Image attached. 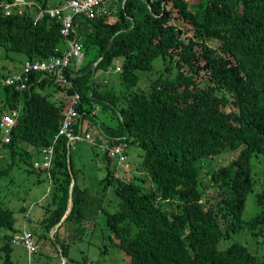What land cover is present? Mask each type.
Segmentation results:
<instances>
[{
  "label": "trees",
  "instance_id": "trees-1",
  "mask_svg": "<svg viewBox=\"0 0 264 264\" xmlns=\"http://www.w3.org/2000/svg\"><path fill=\"white\" fill-rule=\"evenodd\" d=\"M193 3L125 0L121 5L116 0L92 17L74 15L70 37L81 42L86 61L79 67L71 62L64 71L70 86L38 72L28 76L27 91L2 85L3 112H20L10 141L1 147L13 151L27 143L41 152L55 141L47 171L58 170L62 180L53 190L57 206L44 219L46 229L60 222L71 196V208L59 226L75 222L73 237L83 236L84 220L102 209L103 198L77 184L67 139H55L76 91V126L85 117L91 121L96 108L109 110L95 124L89 121L98 130L97 141L99 135L109 145L125 140L142 151L140 163L151 188L135 174L105 176L117 196L106 224L128 264H264L240 242L218 248L237 228L264 230V214L242 219L253 187L250 156L264 153V0ZM64 43L53 18L43 17L34 25L28 8L10 15L0 12V47L23 55V61L60 55ZM157 56L163 58V71L150 80L146 92L133 90L136 71L151 69ZM115 57L122 58L119 93L94 74ZM236 149L238 154L212 167L203 183L200 160ZM208 188L216 191L211 199L204 198ZM256 200L264 205V188ZM14 223L12 211L0 204V228L13 229ZM12 237L0 246L3 264H11ZM56 247L65 258L68 245L57 242Z\"/></svg>",
  "mask_w": 264,
  "mask_h": 264
},
{
  "label": "rangeland",
  "instance_id": "rangeland-1",
  "mask_svg": "<svg viewBox=\"0 0 264 264\" xmlns=\"http://www.w3.org/2000/svg\"><path fill=\"white\" fill-rule=\"evenodd\" d=\"M46 1L49 5H57L60 0ZM188 2L191 4L194 0H188ZM28 13L32 15V18L36 17L34 9L30 8ZM210 44L213 45L216 42H210ZM23 59V55L15 52L7 53L0 47V118L3 115L4 97L1 80L6 76L19 73ZM86 59L85 56H82L77 66L83 65ZM121 62V57H115L107 69L97 68L94 70L95 78L99 81H106V87H113L115 93H119V89L122 88L118 83L119 72L116 71V67L120 66ZM163 68V58L157 56L152 62L151 69L137 70L138 82L133 90L146 92L150 80L156 78ZM96 109L92 120L85 117L81 124L83 130L86 127L89 128L88 132L94 136H96L97 128L90 125V122L95 124L96 121L104 117V113H110L109 110L101 112L98 111V108ZM23 146L18 144L13 151H10L7 147H1L0 140V204L10 209L15 219L13 229L0 228V246L4 243V238L27 231L32 234L37 251L29 257L26 248L21 243H11L9 253L11 264H65V262L68 264H128V255L112 243L109 227L106 224V213L114 209L117 196L113 185L106 183L105 176H111L113 172H117L130 178L135 174L139 176L138 181H142L144 187L151 188L149 177L140 163L141 149L134 145L128 146V165L124 169L116 164L115 159H107L97 146L88 141L78 140L67 148L68 160L71 159L74 179L77 184L81 188H85L91 195L103 198L102 209L98 212L93 211L89 215L90 218L84 220L82 224L85 228L84 235L74 238L73 228H78L77 223L68 220L59 226L71 208L70 194L64 218L62 217L60 222L49 230L46 229V221H44L57 206V200L53 199V190L59 186L62 180L61 172L53 169V172L48 175L46 169L34 168L33 163L35 161L42 162L43 154L32 145L24 143ZM239 149L214 158L201 159L199 170L203 177L202 182H208V171L212 167L223 163L227 157L236 156ZM250 173L253 187L246 196L242 212L243 220L259 213L264 214V205L259 204L256 200L258 192L264 188V153H253L250 156ZM215 194L214 188H208L204 198L211 199ZM56 241L59 244L68 245V254L65 258H62L57 250ZM233 241L244 244L260 261H264V230L258 233L256 230L237 228L220 241L218 248L223 249ZM4 258L5 253L0 249V264H3Z\"/></svg>",
  "mask_w": 264,
  "mask_h": 264
},
{
  "label": "built area",
  "instance_id": "built-area-1",
  "mask_svg": "<svg viewBox=\"0 0 264 264\" xmlns=\"http://www.w3.org/2000/svg\"><path fill=\"white\" fill-rule=\"evenodd\" d=\"M116 0H61L57 5L42 6L35 0H0V12L4 15H10L14 11L22 13L24 9H34L36 17L33 18V24H37L43 17L53 18L59 24V33L64 38V48L60 55L53 54L44 59L24 60L19 73L4 77L1 82L5 86H13L22 92L29 90L28 76L31 73H42L55 84H66L70 86L69 81L64 76V71L69 67L71 62L77 63L82 58V45L79 40L70 37L73 24V16L83 14L88 17L96 15L100 10L104 9L107 4H113ZM125 0H121L123 5ZM96 62L94 63V65ZM120 70V66L116 67V71ZM79 94L75 91L71 100V105L66 109L59 123V129L55 135L64 136L67 139V147L74 144L78 140L88 141L90 144L96 145L102 152H105L110 159H115L118 166L124 167L128 165V145L125 140L109 145L108 139L99 135V140L91 135L88 131L83 130L81 125L76 126L75 121L79 116L76 105L79 102ZM20 109L11 112H3L0 118V135L1 143L10 141L11 131L16 124ZM97 136V135H96ZM54 143L42 148V162L35 161L34 168H43L48 170L51 166L54 154ZM49 175V174H48ZM115 177L120 174L115 172ZM11 243H21L27 250L28 256L37 251L36 243L32 234L23 231L13 235Z\"/></svg>",
  "mask_w": 264,
  "mask_h": 264
},
{
  "label": "crops",
  "instance_id": "crops-1",
  "mask_svg": "<svg viewBox=\"0 0 264 264\" xmlns=\"http://www.w3.org/2000/svg\"><path fill=\"white\" fill-rule=\"evenodd\" d=\"M21 65H22V62H21ZM59 123H60V122H59ZM81 124H82V123H81ZM81 124H80V125H81ZM86 128H87V127H86ZM92 135H93V134H92ZM96 135H98V130H97V132H96ZM93 136H94V135H93ZM67 264H68V263H67Z\"/></svg>",
  "mask_w": 264,
  "mask_h": 264
},
{
  "label": "water",
  "instance_id": "water-1",
  "mask_svg": "<svg viewBox=\"0 0 264 264\" xmlns=\"http://www.w3.org/2000/svg\"><path fill=\"white\" fill-rule=\"evenodd\" d=\"M71 185H72V184H71ZM71 185H70V186H71ZM63 218H64V216H63ZM65 264H67V262H65Z\"/></svg>",
  "mask_w": 264,
  "mask_h": 264
},
{
  "label": "clouds",
  "instance_id": "clouds-1",
  "mask_svg": "<svg viewBox=\"0 0 264 264\" xmlns=\"http://www.w3.org/2000/svg\"><path fill=\"white\" fill-rule=\"evenodd\" d=\"M82 56H83V54H82ZM78 62H79V61H78ZM78 62H77V63H78ZM77 63H75V64L77 65Z\"/></svg>",
  "mask_w": 264,
  "mask_h": 264
},
{
  "label": "bare ground",
  "instance_id": "bare-ground-1",
  "mask_svg": "<svg viewBox=\"0 0 264 264\" xmlns=\"http://www.w3.org/2000/svg\"><path fill=\"white\" fill-rule=\"evenodd\" d=\"M2 83V82H1Z\"/></svg>",
  "mask_w": 264,
  "mask_h": 264
}]
</instances>
